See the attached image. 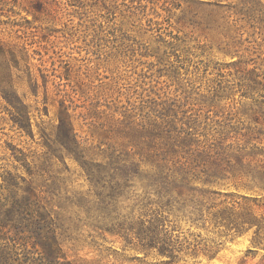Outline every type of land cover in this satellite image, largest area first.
Listing matches in <instances>:
<instances>
[{"label": "rangeland", "instance_id": "rangeland-1", "mask_svg": "<svg viewBox=\"0 0 264 264\" xmlns=\"http://www.w3.org/2000/svg\"><path fill=\"white\" fill-rule=\"evenodd\" d=\"M185 173L202 213L162 206ZM12 179L73 264H264V0H0Z\"/></svg>", "mask_w": 264, "mask_h": 264}, {"label": "trees", "instance_id": "trees-1", "mask_svg": "<svg viewBox=\"0 0 264 264\" xmlns=\"http://www.w3.org/2000/svg\"><path fill=\"white\" fill-rule=\"evenodd\" d=\"M63 124L69 126L65 136L66 146L73 145L77 147L76 134L72 125L65 120H63ZM79 154L81 155L80 152ZM7 182L8 186H5V188L9 189V196L12 197L13 201L9 203L8 199L6 201L0 199V264H73L67 260V253L64 250L65 240L60 239L58 235L59 229L61 231L67 230L64 224L61 223L60 226L53 219H48L46 217L47 213L41 212L40 208L32 209V204L29 202L30 194L24 196L21 200L17 199L19 184L13 179L11 182ZM162 182L164 187L159 192V196L161 201L167 198L165 203L162 202V206H171L173 203L178 202L181 204V208H185L190 202L202 213L201 201H196L193 197L186 198L183 201L180 199L184 196L183 186L189 185L191 182L188 173L180 174V176L173 177L171 180L164 179ZM174 190L177 191L178 197L173 194ZM163 227L164 221L161 217L157 219V222L150 223L147 229L160 236L165 232ZM146 239L142 236L139 237L138 243L134 246L140 249L154 248L151 239L148 244L145 243ZM162 240L165 242L160 253H169L168 255L174 258L177 250L175 243L170 244L173 238L166 235L162 237ZM128 241L132 240L129 239Z\"/></svg>", "mask_w": 264, "mask_h": 264}]
</instances>
